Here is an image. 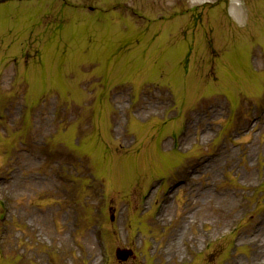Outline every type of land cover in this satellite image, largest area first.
Masks as SVG:
<instances>
[{
	"label": "rangeland",
	"instance_id": "1",
	"mask_svg": "<svg viewBox=\"0 0 264 264\" xmlns=\"http://www.w3.org/2000/svg\"><path fill=\"white\" fill-rule=\"evenodd\" d=\"M0 186V264H264V0H0Z\"/></svg>",
	"mask_w": 264,
	"mask_h": 264
},
{
	"label": "bare ground",
	"instance_id": "2",
	"mask_svg": "<svg viewBox=\"0 0 264 264\" xmlns=\"http://www.w3.org/2000/svg\"><path fill=\"white\" fill-rule=\"evenodd\" d=\"M237 4H238V1L235 2V5H237ZM235 8H236V6L232 5L230 13L233 16L237 14V12L235 13V11H236ZM208 134H209V132L206 133V135H208ZM193 138H194L193 136L187 135L184 138V140L182 141V145L189 144L190 142L193 141ZM218 159H219V156H217V155L213 156L210 160L205 161L204 164H202L199 167V169H197L195 171V173L201 174V173L209 172L210 170H212V168L214 166H217ZM39 184H41V183H38L37 185H39ZM213 185H214V183H212V182H207L206 185H204V186L197 185V184H194V183H190L188 185V183L185 182L182 186L178 187V189L179 190L186 189L188 195L191 198H195V199L200 198L201 196H204V195H207V196L213 195V196H217L218 197L220 195V193L214 190ZM186 186H187V188H185ZM4 188L5 187L0 186V190H2ZM226 192H228V191H226ZM223 194H224V196H226V194H228L229 197L231 195L229 192L228 193L223 192ZM231 197L234 198L235 202L238 201V196H236L235 194L231 195ZM172 198H173V196L169 197L164 202V204L158 209L157 216H156V221L157 222L164 223L165 219L172 213V210H173V204H172V200L173 199ZM232 204H234V203H232ZM24 208H26L28 210V214L30 213L32 215H36V214L40 213L46 220H48V219L50 220L54 216V211H53L52 208L46 209L43 212L42 211L38 212L36 209L32 208L29 205H26ZM187 220H189L188 216H186L184 218V224H185V222ZM263 229H264V215L260 218V222H259V225L257 227V231H258L257 238L259 236H262V233L264 232ZM211 236H212V233H208L207 234V238H210Z\"/></svg>",
	"mask_w": 264,
	"mask_h": 264
},
{
	"label": "water",
	"instance_id": "3",
	"mask_svg": "<svg viewBox=\"0 0 264 264\" xmlns=\"http://www.w3.org/2000/svg\"><path fill=\"white\" fill-rule=\"evenodd\" d=\"M117 255H118V258L121 259L122 261H127L129 257L132 255V252L119 250Z\"/></svg>",
	"mask_w": 264,
	"mask_h": 264
}]
</instances>
